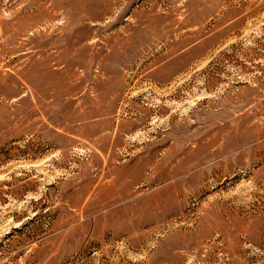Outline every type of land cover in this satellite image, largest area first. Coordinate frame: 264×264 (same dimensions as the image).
I'll return each instance as SVG.
<instances>
[{
	"label": "rangeland",
	"instance_id": "rangeland-1",
	"mask_svg": "<svg viewBox=\"0 0 264 264\" xmlns=\"http://www.w3.org/2000/svg\"><path fill=\"white\" fill-rule=\"evenodd\" d=\"M0 264H264V0H0Z\"/></svg>",
	"mask_w": 264,
	"mask_h": 264
}]
</instances>
